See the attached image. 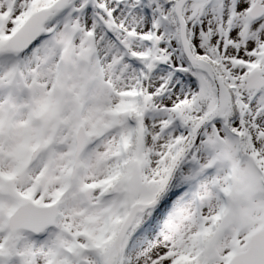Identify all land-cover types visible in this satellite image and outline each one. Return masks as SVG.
Segmentation results:
<instances>
[{"label":"snow or ice","instance_id":"snow-or-ice-1","mask_svg":"<svg viewBox=\"0 0 264 264\" xmlns=\"http://www.w3.org/2000/svg\"><path fill=\"white\" fill-rule=\"evenodd\" d=\"M0 264H264V0H0Z\"/></svg>","mask_w":264,"mask_h":264}]
</instances>
